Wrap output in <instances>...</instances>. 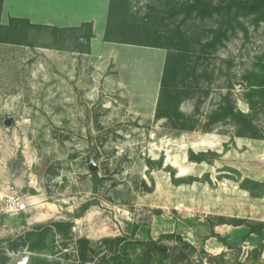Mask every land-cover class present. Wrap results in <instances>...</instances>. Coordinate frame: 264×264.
<instances>
[{"label": "rangeland", "instance_id": "1", "mask_svg": "<svg viewBox=\"0 0 264 264\" xmlns=\"http://www.w3.org/2000/svg\"><path fill=\"white\" fill-rule=\"evenodd\" d=\"M192 1L118 0L114 10L116 24L162 12L152 40L187 51V68L197 69L163 118L155 114L161 78L168 95L175 88L172 66L164 73L168 49L104 48L94 57L63 44L64 32L41 29L22 44L0 43V264H74L77 238L114 236L152 240L149 256L160 264H214L200 249L222 253L224 264H264V229L233 225L264 224V193L254 184H264V108L253 113L259 138L234 136L227 122L201 127L224 95L250 112L242 76L264 64V19L238 15L240 26L223 25L225 35L206 47L226 17L184 19ZM196 109L198 126L188 130L180 114ZM12 195L24 210L7 211ZM57 220L68 222L64 236L46 234V246L29 251L20 236ZM62 242L67 258L49 254Z\"/></svg>", "mask_w": 264, "mask_h": 264}, {"label": "trees", "instance_id": "2", "mask_svg": "<svg viewBox=\"0 0 264 264\" xmlns=\"http://www.w3.org/2000/svg\"><path fill=\"white\" fill-rule=\"evenodd\" d=\"M2 1L0 0V14L2 9ZM239 1V0H238ZM118 0H111L110 7L108 10L106 28L104 32V41L115 42V43H126L140 46H150L168 49V55L164 61V73L167 72L169 66H172V72L170 74L171 79L175 85L173 93L170 95L166 92L167 81L161 78L160 87L155 104V114L157 118L167 117L165 109L168 102L176 101V94L180 87L189 89L192 85L190 79L195 78L194 67L191 69L187 68V51L181 54L180 50L176 48H167L160 44L157 39L152 40L151 28L157 27L164 22L167 18L165 15L160 13H154L152 15H145L144 18L138 22L130 20L128 22L116 24L114 17V10ZM185 15L184 19L190 17V14L194 13L199 18L212 17L216 14H221L224 11L225 21L220 22L216 35L214 38L206 44V47H214L215 42L220 35H225L226 30L222 32V26L224 25L227 29H234V25L240 26L237 18L238 15H252L255 20L259 21L264 19V0H250L249 2L235 3V0H229L223 4H215L211 1L204 2L203 0H194L185 4ZM175 14L172 13V15ZM170 16V15H169ZM35 26L29 23L27 20L10 18L7 25L0 23V43H15L22 44V37L29 35V30ZM65 31H73L68 29ZM176 31H172V35ZM82 41L78 43L79 36L74 37V46L77 53L89 54V40L93 36L91 31V23L82 24ZM155 38V37H153ZM202 48V52L204 53ZM215 49V48H211ZM172 52V53H171ZM171 56L175 59L171 60ZM187 57V58H186ZM166 70V72H165ZM163 77V76H162ZM245 81L246 90L244 92V99L250 112H242L235 108L232 100L229 99V95L221 97V102L217 107L206 114L204 119L206 120L201 126L203 130L210 131L211 127L220 122H227L232 125L234 129V136L238 137H252L259 138L257 134V125L254 123L253 113L257 109V105L264 108V64H260L258 68L247 71L242 76ZM197 109L189 115L180 114V119L183 121L182 125L188 130H194L198 126V118L195 117ZM92 177L96 179L97 172L91 171ZM255 185L261 186V193H264V184L261 182H254ZM68 222L65 220L51 221L48 223L34 224L32 228L26 231L20 236L23 244L26 245L29 251L35 249H43L46 244L44 243V236L50 233H58L60 236H64L62 227ZM246 225L248 227V233L260 234L264 229V224H250L245 220H236L233 225ZM59 236V237H60ZM162 237H176V239L182 242L180 236L173 234H165ZM152 240L141 241V240H127L123 236L114 237H103L96 242H92L86 237H79L74 242L75 259L74 264H150L148 259L154 260L157 264L161 263V260L156 255L149 256L151 251H155L154 247L151 246ZM187 245V244H186ZM49 247V254L55 255L57 253L60 258H67L68 253L65 251L68 249V245L64 242L60 245L58 252H53L52 247ZM193 252L197 251L192 245L189 246ZM262 249L261 245L253 248L256 251V255L259 254ZM131 251V252H129ZM200 251L206 256L209 262L214 264H224L223 254L211 255L205 252L203 249ZM130 253V254H129ZM148 258H145V255ZM133 255V256H132ZM134 257V258H132ZM53 264V263H52ZM54 264H59L56 262Z\"/></svg>", "mask_w": 264, "mask_h": 264}, {"label": "crops", "instance_id": "3", "mask_svg": "<svg viewBox=\"0 0 264 264\" xmlns=\"http://www.w3.org/2000/svg\"><path fill=\"white\" fill-rule=\"evenodd\" d=\"M111 0H3L0 23L7 25L10 18L27 20L35 27L64 32L60 41L74 45V37L82 38V24L91 23L93 36L89 40V55L101 57L104 48H140L144 46L104 41ZM72 29L73 31H65ZM70 48V47H69ZM75 48V47H74ZM157 48V47H156Z\"/></svg>", "mask_w": 264, "mask_h": 264}, {"label": "built area", "instance_id": "4", "mask_svg": "<svg viewBox=\"0 0 264 264\" xmlns=\"http://www.w3.org/2000/svg\"><path fill=\"white\" fill-rule=\"evenodd\" d=\"M5 206L7 211H19L26 208V203L22 200H19L16 196H7L5 200Z\"/></svg>", "mask_w": 264, "mask_h": 264}]
</instances>
